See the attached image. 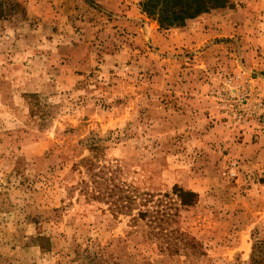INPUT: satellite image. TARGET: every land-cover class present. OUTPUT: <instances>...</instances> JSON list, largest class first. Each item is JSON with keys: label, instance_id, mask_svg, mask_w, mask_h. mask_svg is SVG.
<instances>
[{"label": "rangeland", "instance_id": "1", "mask_svg": "<svg viewBox=\"0 0 264 264\" xmlns=\"http://www.w3.org/2000/svg\"><path fill=\"white\" fill-rule=\"evenodd\" d=\"M140 1L0 0V264H246L264 236V68L243 70L264 58V0H228L192 49ZM96 153L199 248L80 197Z\"/></svg>", "mask_w": 264, "mask_h": 264}, {"label": "trees", "instance_id": "2", "mask_svg": "<svg viewBox=\"0 0 264 264\" xmlns=\"http://www.w3.org/2000/svg\"><path fill=\"white\" fill-rule=\"evenodd\" d=\"M228 6V0H142L139 3L140 11L155 21L162 30L183 27L188 20ZM90 148L98 150L94 143L90 144ZM98 158L96 153L92 158L83 159L79 165L84 168L85 176L79 182L80 197L107 204L113 216H130L133 226H144L147 229L146 235L162 239L161 244L166 250L178 251V244L181 241L183 244L185 241L194 250L199 248L198 244L186 238L182 232L164 229L163 225L172 215L159 208L162 199L157 200L156 208L153 206V209H150L147 203L151 202L152 196L145 194L143 197L134 187H130L122 180V162L102 163ZM172 195L180 207L192 206L198 199L196 193L178 186H173ZM162 197L168 198L169 195L164 194ZM133 211H136V214H132ZM168 234H174L175 237L172 238ZM246 264H264V236H254Z\"/></svg>", "mask_w": 264, "mask_h": 264}, {"label": "crops", "instance_id": "3", "mask_svg": "<svg viewBox=\"0 0 264 264\" xmlns=\"http://www.w3.org/2000/svg\"><path fill=\"white\" fill-rule=\"evenodd\" d=\"M205 14H202L194 19L188 20L183 27L173 28L169 30L168 32L169 34H167V36H169L171 41L174 42V44H176V47L181 46V47H189L190 49H192V48H196L199 43L200 44L207 43L208 41L213 40L212 37L216 33V31H209L207 29H204V26L209 25L208 22L211 23L214 22L216 20V16H219V14L218 15L217 14L210 15L211 13H205ZM206 30L209 32L206 33ZM244 63L246 67L243 70L246 73H249L248 72L249 70L252 71V70H259L261 68H264V58L257 57V55L252 56L246 54ZM258 80L262 84H258L257 83ZM252 81H255L257 83L259 89L262 90L264 88V80H261L259 77Z\"/></svg>", "mask_w": 264, "mask_h": 264}, {"label": "built area", "instance_id": "4", "mask_svg": "<svg viewBox=\"0 0 264 264\" xmlns=\"http://www.w3.org/2000/svg\"><path fill=\"white\" fill-rule=\"evenodd\" d=\"M247 95H251V92H249V94H247ZM257 96H258V99H257V109H258V111H260V113L263 114L264 113V88L262 89L261 92H258L257 93Z\"/></svg>", "mask_w": 264, "mask_h": 264}]
</instances>
